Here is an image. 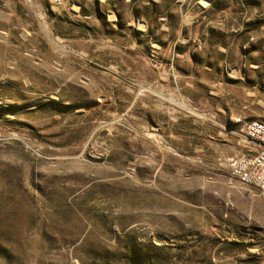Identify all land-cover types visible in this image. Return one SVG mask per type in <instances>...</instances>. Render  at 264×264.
<instances>
[{
	"label": "rangeland",
	"instance_id": "obj_1",
	"mask_svg": "<svg viewBox=\"0 0 264 264\" xmlns=\"http://www.w3.org/2000/svg\"><path fill=\"white\" fill-rule=\"evenodd\" d=\"M264 0H0V264H264Z\"/></svg>",
	"mask_w": 264,
	"mask_h": 264
},
{
	"label": "built area",
	"instance_id": "obj_2",
	"mask_svg": "<svg viewBox=\"0 0 264 264\" xmlns=\"http://www.w3.org/2000/svg\"><path fill=\"white\" fill-rule=\"evenodd\" d=\"M245 134L250 155L235 161L233 168L239 171L245 183L264 189V122L247 123Z\"/></svg>",
	"mask_w": 264,
	"mask_h": 264
}]
</instances>
